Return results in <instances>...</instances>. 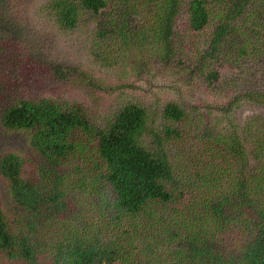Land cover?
Wrapping results in <instances>:
<instances>
[{
    "label": "trees",
    "instance_id": "trees-1",
    "mask_svg": "<svg viewBox=\"0 0 264 264\" xmlns=\"http://www.w3.org/2000/svg\"><path fill=\"white\" fill-rule=\"evenodd\" d=\"M184 2L48 0L44 10L62 29L74 28L83 17L93 19L94 58L111 68L141 71L143 61L134 62L141 52L169 65L175 57V24L183 10L193 31L216 22L203 60L217 59L228 49L241 56L249 50L264 54V0H217V10L208 0H188L186 6ZM21 58L8 59V73L0 63V125L24 133L27 142L25 152L0 153V178L8 195V201L0 195V264H264V167L233 177L220 196L200 195L202 209L191 212L196 219L185 218L193 225L180 221L173 230L154 228V238L160 233L174 243L171 254L145 252L147 246L144 254L130 259L135 227L155 223L152 205L173 199L180 183L177 176L193 190L219 189L222 174L216 166L189 174L173 165L168 143L178 132L170 123L186 115L176 103L163 106L164 122L158 127L151 123L149 110L132 102L100 125L80 103L50 98L14 101L16 85L11 90L10 78ZM49 68L58 79L78 75L96 86L95 78L77 67L53 63ZM205 78L214 82L219 73L212 70ZM240 98L264 105V90L251 89ZM252 128L247 133L258 138L253 151L260 157L264 129ZM216 142L226 143L243 158L237 138L227 141L222 135ZM196 154L194 160L199 161ZM78 194L89 202L83 203ZM90 205L92 209L85 211ZM226 231H232L230 237Z\"/></svg>",
    "mask_w": 264,
    "mask_h": 264
},
{
    "label": "rangeland",
    "instance_id": "rangeland-1",
    "mask_svg": "<svg viewBox=\"0 0 264 264\" xmlns=\"http://www.w3.org/2000/svg\"><path fill=\"white\" fill-rule=\"evenodd\" d=\"M47 1L0 0V63L8 73L11 69L8 59L14 56L23 58L18 62L19 68L12 70L10 78L11 90L16 85L11 94L14 101L50 98L70 105L80 103L90 118L100 125H104L106 118L117 108L132 102L149 110L151 123L158 127L164 122L161 118L163 106L168 102L176 103L184 108L186 115L180 121L170 123L178 132L176 139L168 143L173 165L177 171L184 169L189 174L204 167L210 171L216 166L222 174L219 189L202 186L193 190L177 176L175 180L180 183L174 188L173 199L152 205L155 207L152 216L156 218L155 223L151 226L143 222L135 227L130 241V252L133 253L130 259L135 260L144 254L143 249L147 246L150 248L145 252L153 250L155 255L165 257L172 253L174 243L166 242L169 237L162 238L160 233L154 238V228L169 226L173 230L180 221L193 225L194 222L185 218L196 219L191 212L202 209L201 196H220L231 187L233 177H246L253 169L264 167V154L259 157L253 151L258 138L247 133L252 126L264 129V105L240 98L242 93L251 89L264 90V54L249 50L245 53L247 56H241L238 50L227 52L228 49L217 59L203 60L216 22L210 20L201 31H193L183 10L175 24V57L169 65L156 59L152 53L141 52L134 59V62L142 60L145 64L141 71H133L130 67L111 68L94 58L93 19L83 17L74 28L62 29L44 10ZM208 1L212 9L219 8L217 0ZM251 41L257 45L256 40ZM53 63L77 67L94 77L98 86L89 85L86 77L78 75L62 80L56 78L49 68ZM24 64H27L28 72L24 70ZM212 70L218 71L219 78L209 82L205 76ZM234 100L237 103L230 106ZM222 135L227 141L231 138L240 141L243 148L240 151L245 153L242 159L241 155L229 151L226 143L218 145L216 140ZM196 150L199 153L196 154ZM5 151L25 152L27 142L24 133L0 125V153ZM194 154L200 157L199 161L194 160ZM214 154L219 157L214 158ZM181 191L183 194L179 196ZM0 195L8 201L6 185L1 178ZM84 196L77 195L87 204L89 198L84 199ZM90 206L85 211L92 209ZM231 234L232 231H226L224 235L230 237Z\"/></svg>",
    "mask_w": 264,
    "mask_h": 264
}]
</instances>
